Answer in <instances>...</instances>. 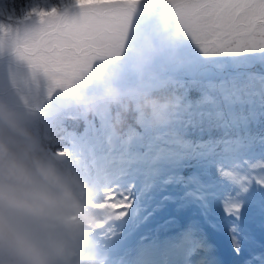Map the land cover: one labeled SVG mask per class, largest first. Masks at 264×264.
Segmentation results:
<instances>
[{"label":"snow or ice","instance_id":"snow-or-ice-1","mask_svg":"<svg viewBox=\"0 0 264 264\" xmlns=\"http://www.w3.org/2000/svg\"><path fill=\"white\" fill-rule=\"evenodd\" d=\"M69 7L79 11L17 10L15 0L0 7V56L28 69L0 60L8 81L0 101L56 144H73L75 151L53 152L103 190L117 221L132 210L136 181L190 169L185 182L206 187L214 170L227 191L204 195L228 220L229 264H264V0H73ZM101 65L112 70L106 86L121 97L172 95L177 110L161 107L167 120L157 124L132 111L119 133V106L75 110L79 93L100 91L82 86ZM214 66L236 71L217 76ZM114 231L115 223L98 233L101 248ZM189 254L191 264H224L207 244Z\"/></svg>","mask_w":264,"mask_h":264},{"label":"clouds","instance_id":"clouds-1","mask_svg":"<svg viewBox=\"0 0 264 264\" xmlns=\"http://www.w3.org/2000/svg\"><path fill=\"white\" fill-rule=\"evenodd\" d=\"M172 95L141 97L132 111L164 123L161 107L177 110ZM74 109L91 115L90 106ZM130 114L113 116L119 133ZM0 118L14 136L0 131V264H109L98 233L120 213L102 200L103 190L86 180L66 158L54 154L52 136L38 132L0 101Z\"/></svg>","mask_w":264,"mask_h":264},{"label":"rangeland","instance_id":"rangeland-1","mask_svg":"<svg viewBox=\"0 0 264 264\" xmlns=\"http://www.w3.org/2000/svg\"><path fill=\"white\" fill-rule=\"evenodd\" d=\"M30 8L29 5H27L26 8H23V10H27ZM61 12V9L58 10ZM75 13L68 12L69 16L74 15ZM0 60H6V61H11L13 64L19 63V66L21 69L27 73L28 69L27 66L24 65L22 62H16L14 59L8 55L7 57L2 56L0 57ZM7 66V63L5 64V67ZM225 68H216V67H211L210 72L216 74L217 76H224V75H230L235 73L234 70H230L228 66H223ZM233 69V68H232ZM261 69L253 68L250 69V71L257 72ZM111 69L107 68L103 65L96 67L94 70L91 71V74L89 75L88 79L86 81L90 82H95L98 84L101 88L102 91L106 92H114L110 87H107V81L109 80L110 74H111ZM239 71H244V69H239ZM8 86V81L5 76L0 75V88H5ZM97 94H93L91 96H86L82 99L76 100L75 104H80V105H85V106H93V109L97 106H101L104 104L112 105V108L117 107L115 104L113 105L111 103L112 100L117 98L120 95H110V96H100ZM29 100L31 102L32 98L29 97ZM129 100H131L129 98ZM6 102V101H3ZM117 104V103H116ZM133 107V106H132ZM132 107L128 106L127 108L129 109V112H132ZM120 112H122L121 104L119 105ZM10 110L16 112L19 116V118H22L24 122L29 121L27 120L22 112L17 109V108H9ZM115 115V112L113 113V116ZM3 123L4 120L3 118H0V123ZM34 127V126H33ZM35 128V127H34ZM37 130V129H36ZM38 131V130H37ZM55 150V149H54ZM192 199L193 202V210L190 213V217L188 221H180L178 219V216L176 213H161L160 218L155 222L154 226L151 229H156L163 231V228H170L173 229L174 227H184L185 230H188V225H192V230L195 232V234H198L200 236H204L206 240L210 243V241L207 239V234L212 227V225H215L216 220L214 217H210L208 214V211L210 208H212V201L213 199L209 196L206 200L205 196L203 197H194L190 198ZM188 199L185 198L183 202H186ZM159 212V211H158ZM157 212V213H158ZM157 215V214H156ZM225 226H223L224 232L226 236H228L227 232V226H228V220L226 219L224 221ZM158 225V227H157ZM139 236V235H138ZM137 236V237H138ZM137 237L133 240V242L123 248H113L109 247L106 251L109 254L110 260L109 264H156L157 262L163 261L164 254H167L168 258L173 259L174 261H177L176 255L179 252V241L180 240H194V235H189L187 236H181L180 240H178L177 237H171L168 241L166 242H155L154 240L151 239H146V245L148 247H143L139 244V239ZM155 237L160 238V236ZM137 239V240H136ZM211 244V243H210ZM152 250L155 251V254H153ZM216 255L220 259V261L223 260H231V256L228 258H222L215 250ZM181 255V254H180ZM154 258V259H153ZM151 259L153 260V263L151 262ZM180 257L178 258V261H180Z\"/></svg>","mask_w":264,"mask_h":264},{"label":"trees","instance_id":"trees-1","mask_svg":"<svg viewBox=\"0 0 264 264\" xmlns=\"http://www.w3.org/2000/svg\"><path fill=\"white\" fill-rule=\"evenodd\" d=\"M6 3V0H0V7L4 6V4ZM73 0H15V8L17 10H21L23 8H26L27 5H29L30 7H41V8H45V9H50V8H57V10H60L61 8H63L66 5L72 4ZM8 7H12L11 4L8 5ZM140 102V101H139ZM111 103L116 106H119L121 104V108L124 110L125 107L128 106H134L135 104H137L136 102L129 100L128 97H121L118 96L117 98H115L114 100L111 101ZM117 103V104H116ZM112 105H108L106 104V107H111ZM90 107L93 108L92 105H90ZM122 110V112H123ZM25 123H31L29 121H26ZM32 124V123H31ZM33 126V124H32ZM68 126L71 130V128L74 126L73 122H69ZM0 131H3L5 134L7 135H12L14 136L15 133H13L11 131V129L8 128V126L5 123H0ZM53 150L56 148H68L69 151H75V149L73 148V144L70 141H64L62 143H58L52 146ZM190 169H186V171H188ZM211 179H215L216 176H210ZM139 181H136V185L138 186ZM114 235L117 237L119 235L118 231L115 230L114 231Z\"/></svg>","mask_w":264,"mask_h":264},{"label":"bare ground","instance_id":"bare-ground-1","mask_svg":"<svg viewBox=\"0 0 264 264\" xmlns=\"http://www.w3.org/2000/svg\"><path fill=\"white\" fill-rule=\"evenodd\" d=\"M92 87H94V86H97L96 84H90ZM92 87H90V86H83L82 87V89H84V90H86V89H89V88H92ZM93 93H91V94H89V93H87L86 91H82L81 93H79L78 95H77V99H79V98H83V97H85V96H88V95H92ZM173 234H176V235H178V229H164L163 231H160L159 233H157L156 234V236H160V238L161 239H163V238H165V237H167V236H169V235H173ZM192 236V235H191ZM148 238H150V236H147ZM188 237V236H187ZM196 245L192 248V249H194V248H198V247H202L205 243L201 240V239H199L198 237H196ZM211 250H213V248H210Z\"/></svg>","mask_w":264,"mask_h":264},{"label":"water","instance_id":"water-1","mask_svg":"<svg viewBox=\"0 0 264 264\" xmlns=\"http://www.w3.org/2000/svg\"><path fill=\"white\" fill-rule=\"evenodd\" d=\"M68 10H69V11H73V12H78V11H79L78 8H72V7H69ZM214 67H216V66H214ZM90 84H91V83L85 82L83 86H90V87H92ZM83 86H82V87H83ZM94 93H96V94H117V93H115V92H103V91L94 92ZM76 100H77V99H76ZM6 104L8 105V108H9V107H12V106H10L8 103H6Z\"/></svg>","mask_w":264,"mask_h":264},{"label":"flooded vegetation","instance_id":"flooded-vegetation-1","mask_svg":"<svg viewBox=\"0 0 264 264\" xmlns=\"http://www.w3.org/2000/svg\"><path fill=\"white\" fill-rule=\"evenodd\" d=\"M0 57H2V56H0ZM0 75H2V76H5L6 77V75L5 74H0ZM97 85V84H96Z\"/></svg>","mask_w":264,"mask_h":264}]
</instances>
